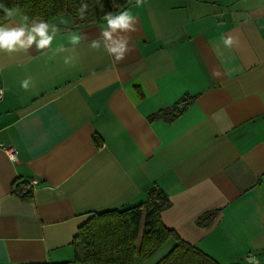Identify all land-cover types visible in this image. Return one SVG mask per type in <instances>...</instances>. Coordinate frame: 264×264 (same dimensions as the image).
<instances>
[{
	"label": "crops",
	"instance_id": "0c3cea01",
	"mask_svg": "<svg viewBox=\"0 0 264 264\" xmlns=\"http://www.w3.org/2000/svg\"><path fill=\"white\" fill-rule=\"evenodd\" d=\"M129 2L77 25L0 0V144L18 152L0 148V264H90L72 262L79 226L153 183L181 240L219 264H264V0ZM185 94L174 121L149 119Z\"/></svg>",
	"mask_w": 264,
	"mask_h": 264
},
{
	"label": "trees",
	"instance_id": "16d2710c",
	"mask_svg": "<svg viewBox=\"0 0 264 264\" xmlns=\"http://www.w3.org/2000/svg\"><path fill=\"white\" fill-rule=\"evenodd\" d=\"M24 19L49 20L58 15L70 16L74 23H101L129 5V0H5ZM7 17L0 11V25ZM194 96L185 94L174 105L158 110L150 120L174 121ZM99 145L100 143H96ZM14 192L24 200L32 199V189L26 182L17 183ZM170 206L164 191L153 183L146 189V200L125 210H106L95 213L79 226L73 245L72 262L90 264H134L136 257L148 259L169 238L176 245L156 264H219L212 257L181 240L161 221V212ZM217 211L201 215L197 224L208 226ZM71 262L63 263L70 264ZM56 264V263H29Z\"/></svg>",
	"mask_w": 264,
	"mask_h": 264
},
{
	"label": "built area",
	"instance_id": "2783aa9c",
	"mask_svg": "<svg viewBox=\"0 0 264 264\" xmlns=\"http://www.w3.org/2000/svg\"><path fill=\"white\" fill-rule=\"evenodd\" d=\"M3 96H4V89L0 87V102L3 99ZM0 148L10 160L14 161L16 159L18 152L15 147L10 145L0 144Z\"/></svg>",
	"mask_w": 264,
	"mask_h": 264
},
{
	"label": "water",
	"instance_id": "95a60500",
	"mask_svg": "<svg viewBox=\"0 0 264 264\" xmlns=\"http://www.w3.org/2000/svg\"><path fill=\"white\" fill-rule=\"evenodd\" d=\"M251 257V255L249 254V255H247V258H250Z\"/></svg>",
	"mask_w": 264,
	"mask_h": 264
}]
</instances>
